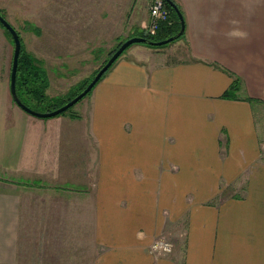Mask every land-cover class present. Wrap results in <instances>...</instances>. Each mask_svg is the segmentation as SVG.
Returning <instances> with one entry per match:
<instances>
[{
  "label": "crops",
  "instance_id": "crops-1",
  "mask_svg": "<svg viewBox=\"0 0 264 264\" xmlns=\"http://www.w3.org/2000/svg\"><path fill=\"white\" fill-rule=\"evenodd\" d=\"M173 1L184 36L132 44L73 112L19 107L5 59L0 264H264V0ZM163 233L177 247L154 256Z\"/></svg>",
  "mask_w": 264,
  "mask_h": 264
},
{
  "label": "rangeland",
  "instance_id": "rangeland-1",
  "mask_svg": "<svg viewBox=\"0 0 264 264\" xmlns=\"http://www.w3.org/2000/svg\"><path fill=\"white\" fill-rule=\"evenodd\" d=\"M134 1L0 0V9L3 16L18 31L24 52L36 58L37 64L45 70L50 87L46 90L47 95L51 98H59L71 95L72 88L91 79L113 49L126 39L136 36L133 34L138 31L126 38L129 31L127 30L129 7ZM139 2L140 0L137 6ZM122 26L124 32L120 31L118 41L110 49L108 46L116 35L114 30L117 29L116 27L123 30ZM157 30L151 31L149 23L141 31L155 33ZM181 38L168 43L164 48L173 45ZM138 44L150 48L146 43ZM151 48L156 47L151 46ZM13 51L12 36L0 22V68L8 58V69H10ZM88 97L89 94L83 100ZM83 100L79 101L73 110ZM30 105L42 112L47 107L46 104L36 102H30ZM254 111L255 119L260 126L262 115L259 106L254 105ZM161 237L173 241L175 248L177 247L179 240L177 236L163 233L156 239Z\"/></svg>",
  "mask_w": 264,
  "mask_h": 264
},
{
  "label": "trees",
  "instance_id": "trees-1",
  "mask_svg": "<svg viewBox=\"0 0 264 264\" xmlns=\"http://www.w3.org/2000/svg\"><path fill=\"white\" fill-rule=\"evenodd\" d=\"M165 3H166V5L170 11V22L162 23L161 26L159 27V29L155 33L138 31L133 35L143 36V37H146L147 39H149L151 41H158V40H163V39H166L170 36L177 34L181 28L179 16H178L176 10L166 0H165ZM2 26L4 27L3 24H2ZM6 31L8 33H10V31L8 29H6ZM184 34H185V32L180 37H178L177 39L183 37ZM10 35L12 36L11 33H10ZM12 39H13V37H12ZM147 45H150V44H147ZM166 45L167 44L162 45V46H154V45H150V46L156 47V48H161V47H164ZM119 46H120V44L118 45V47ZM118 47L113 49L111 51L110 55H112V53ZM110 55L106 58L104 63L109 59ZM99 69L96 70L95 74L98 72ZM95 74H94V76H95ZM231 75L233 77V80H232L231 84L229 85V87L227 88V90L224 92L223 97L236 99L239 97L238 92L241 89V80L239 77H237L233 74H231ZM93 77L91 79H88V80L82 82L80 85H77L74 88H72L73 91L71 92V95H69L67 97L51 98L46 93V90L49 87V80H48V77L46 75L45 70L37 64L36 58H34L33 56H30L29 54L24 52V48L22 45L21 55L19 57L18 71H17V82H16L17 93H18L19 97L21 98V100L26 105H28L29 107H31L33 109H35V108L30 105V102L31 103L36 102L38 104H46L47 107H46V109H44V111H50V110H53L55 108L62 106L63 104L68 102L70 99H72L74 96H76L79 92H81L89 84V82L93 79ZM91 91L88 94H90ZM248 99L251 100L252 98H248ZM75 105L70 107L67 111L63 112L62 114L67 113V112H73V107Z\"/></svg>",
  "mask_w": 264,
  "mask_h": 264
},
{
  "label": "water",
  "instance_id": "water-1",
  "mask_svg": "<svg viewBox=\"0 0 264 264\" xmlns=\"http://www.w3.org/2000/svg\"><path fill=\"white\" fill-rule=\"evenodd\" d=\"M177 12L181 28L179 32L173 36H170L163 40L158 41H151L143 36H132L125 41H123L120 46L112 53V55L109 57V59L101 66V68L98 70V72L95 74L93 79L89 82V84L76 96H74L72 99H70L68 102L63 104L62 106L55 108L50 111H38L35 110L28 105H26L21 98L19 97L17 93V71H18V64H19V57L21 55L22 50V41L20 38V35L18 31L10 24V22L3 16L1 10H0V22L4 25L6 29L10 31L13 37L14 41V51H13V60H12V69H11V77H10V91L13 97V100L16 102V104L21 107L26 112L33 114L38 117L46 118V117H53L62 114L63 112L67 111L70 107L78 103L81 99H83L93 88L95 85L99 82V80L103 77V75L109 70V68L115 63V61L121 56V54L132 44L134 43H146L154 46H162L165 44H168L174 40H176L178 37H180L186 29V22L184 15L182 11L180 10L177 3L173 0H166Z\"/></svg>",
  "mask_w": 264,
  "mask_h": 264
},
{
  "label": "built area",
  "instance_id": "built-area-1",
  "mask_svg": "<svg viewBox=\"0 0 264 264\" xmlns=\"http://www.w3.org/2000/svg\"><path fill=\"white\" fill-rule=\"evenodd\" d=\"M164 22H170V11L165 3V0H152L150 5V30L155 31L159 29L162 23ZM160 245V251L154 252L153 246L154 245ZM170 244L172 246V250L170 253L163 252L164 245ZM175 245L173 241L161 237L158 239H155L149 247V252L153 254L154 256H165L169 255L174 251Z\"/></svg>",
  "mask_w": 264,
  "mask_h": 264
},
{
  "label": "clouds",
  "instance_id": "clouds-1",
  "mask_svg": "<svg viewBox=\"0 0 264 264\" xmlns=\"http://www.w3.org/2000/svg\"><path fill=\"white\" fill-rule=\"evenodd\" d=\"M233 35H242V33L234 32ZM142 235H143L142 233H139V234H138V238L142 237ZM171 250H172V246H171L170 244H168V245H164V247H163V252L170 253ZM153 251H154V252H158V251H160V245H159V244L154 245V246H153Z\"/></svg>",
  "mask_w": 264,
  "mask_h": 264
}]
</instances>
